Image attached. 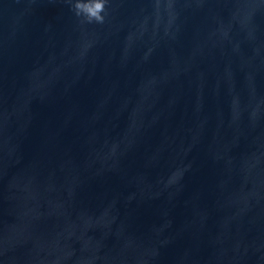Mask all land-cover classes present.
Segmentation results:
<instances>
[{
    "label": "water",
    "instance_id": "95a60500",
    "mask_svg": "<svg viewBox=\"0 0 264 264\" xmlns=\"http://www.w3.org/2000/svg\"><path fill=\"white\" fill-rule=\"evenodd\" d=\"M0 0V264H264V0Z\"/></svg>",
    "mask_w": 264,
    "mask_h": 264
},
{
    "label": "clouds",
    "instance_id": "9594fccd",
    "mask_svg": "<svg viewBox=\"0 0 264 264\" xmlns=\"http://www.w3.org/2000/svg\"><path fill=\"white\" fill-rule=\"evenodd\" d=\"M107 0H76L73 9L78 17H83L85 23L104 22L105 8Z\"/></svg>",
    "mask_w": 264,
    "mask_h": 264
}]
</instances>
